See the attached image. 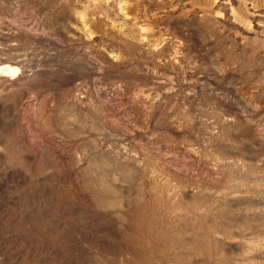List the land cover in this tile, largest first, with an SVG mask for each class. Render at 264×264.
Returning a JSON list of instances; mask_svg holds the SVG:
<instances>
[{
	"label": "rangeland",
	"instance_id": "rangeland-1",
	"mask_svg": "<svg viewBox=\"0 0 264 264\" xmlns=\"http://www.w3.org/2000/svg\"><path fill=\"white\" fill-rule=\"evenodd\" d=\"M0 264H264V0H0Z\"/></svg>",
	"mask_w": 264,
	"mask_h": 264
},
{
	"label": "bare ground",
	"instance_id": "bare-ground-1",
	"mask_svg": "<svg viewBox=\"0 0 264 264\" xmlns=\"http://www.w3.org/2000/svg\"><path fill=\"white\" fill-rule=\"evenodd\" d=\"M13 69V68H12Z\"/></svg>",
	"mask_w": 264,
	"mask_h": 264
}]
</instances>
